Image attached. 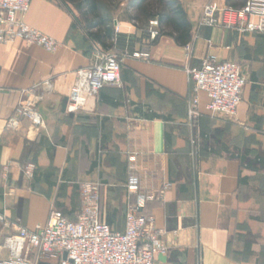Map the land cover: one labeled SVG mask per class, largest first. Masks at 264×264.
<instances>
[{
  "label": "crops",
  "instance_id": "crops-1",
  "mask_svg": "<svg viewBox=\"0 0 264 264\" xmlns=\"http://www.w3.org/2000/svg\"><path fill=\"white\" fill-rule=\"evenodd\" d=\"M177 1L191 25L183 46L164 34L150 40L151 18L144 28L115 21L110 49H101L61 0H31L24 17L59 43L55 52L19 40L0 44V264L15 225L33 231L53 208L76 219L81 182L100 184V219L122 232L129 173L143 194L162 192V201L145 208L166 232L167 254L157 264H264V35L200 25L207 3L238 8L244 0ZM107 50L120 62L121 86H104L83 110L67 113L75 72ZM209 55L240 66L242 102L235 117L210 116L200 95L201 116L191 122L193 82L184 69ZM19 105L34 107L43 127L8 126ZM26 163L35 166L32 180ZM28 259L59 262L35 252Z\"/></svg>",
  "mask_w": 264,
  "mask_h": 264
},
{
  "label": "built area",
  "instance_id": "built-area-1",
  "mask_svg": "<svg viewBox=\"0 0 264 264\" xmlns=\"http://www.w3.org/2000/svg\"><path fill=\"white\" fill-rule=\"evenodd\" d=\"M30 2L0 0V44L19 40L53 53L59 43L24 23ZM200 25L222 27L241 35H264V0H244L239 8L209 2L203 7ZM149 26L152 28L150 40H153L158 34L159 23L154 19L149 21ZM115 28L118 31L117 24ZM184 72L193 82V97L187 106L189 121L194 122L201 116L200 95L207 100L204 109L208 115L236 116L245 86L239 65L209 55L199 68H185ZM104 86H121L120 64L114 55H103L92 66L75 72L66 112L83 110L88 99L97 96ZM21 121L35 128L43 127L41 115L31 106L15 108V118L7 125L15 128ZM3 169L6 178L9 166ZM22 171L30 179L35 166L26 163ZM168 187L166 185L164 190ZM126 192L129 202L122 232H114L100 219V184L81 182L78 184L80 210L76 219L69 220L60 211L51 209L45 224L37 225L33 231L15 225L13 234L5 240L8 259L2 264H32L27 259L32 250L39 256L58 257V264H157L156 257L167 254L168 248L163 240L166 232L155 227L154 217L146 213L145 208L149 202L162 201V192L157 196L143 194L139 177L134 173L127 176ZM4 219L0 214V222H5Z\"/></svg>",
  "mask_w": 264,
  "mask_h": 264
},
{
  "label": "rangeland",
  "instance_id": "rangeland-1",
  "mask_svg": "<svg viewBox=\"0 0 264 264\" xmlns=\"http://www.w3.org/2000/svg\"><path fill=\"white\" fill-rule=\"evenodd\" d=\"M92 1L95 5L94 10H92L90 6L91 0H61L63 6L71 11L73 18L75 20V25L79 27L87 36V38L92 42H94V44H98V43L95 41L93 36L99 34L100 36L103 37L105 30L110 29L112 31V36L116 35L117 30L114 24L115 21H119V22L128 21L137 28H144L149 19L153 18L154 20L155 18L158 20L157 16L164 11L163 7L159 5L156 1H146L143 3H141L140 0H92ZM226 7H233V6H226ZM101 19L105 20V24L100 23ZM111 37L110 38L103 37L104 46L99 44V47L101 49H105V48L110 49L109 44H111L110 43ZM108 54L114 55L118 60L115 54L109 53V51L107 50L105 52V55ZM34 176H35V172L32 178H30V180H32ZM1 215L4 216L3 214ZM4 221H6V218L4 219ZM0 223H5V222H0ZM6 238L4 239L3 244L5 243ZM31 252H35L38 255V253L35 250H32ZM31 252L28 253L27 259L28 256L31 255Z\"/></svg>",
  "mask_w": 264,
  "mask_h": 264
},
{
  "label": "trees",
  "instance_id": "trees-1",
  "mask_svg": "<svg viewBox=\"0 0 264 264\" xmlns=\"http://www.w3.org/2000/svg\"><path fill=\"white\" fill-rule=\"evenodd\" d=\"M146 1H156L161 5L164 11L159 14L158 22L160 24V30L156 37L164 34L174 39L178 45H186L190 41L191 25L189 24L186 14L177 0H140L141 3ZM91 9L94 10L95 5L93 1L90 2ZM100 23L105 24V20L101 19ZM169 29L170 32H164V29ZM112 31L110 29L104 31V38H110ZM94 39L104 46L103 37L99 34L93 36Z\"/></svg>",
  "mask_w": 264,
  "mask_h": 264
},
{
  "label": "water",
  "instance_id": "water-1",
  "mask_svg": "<svg viewBox=\"0 0 264 264\" xmlns=\"http://www.w3.org/2000/svg\"><path fill=\"white\" fill-rule=\"evenodd\" d=\"M63 258L65 259V258H66V256L64 255V256H63Z\"/></svg>",
  "mask_w": 264,
  "mask_h": 264
}]
</instances>
